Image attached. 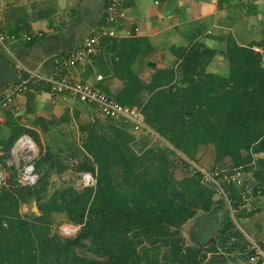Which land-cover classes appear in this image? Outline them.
Instances as JSON below:
<instances>
[{
    "label": "trees",
    "instance_id": "obj_1",
    "mask_svg": "<svg viewBox=\"0 0 264 264\" xmlns=\"http://www.w3.org/2000/svg\"><path fill=\"white\" fill-rule=\"evenodd\" d=\"M105 44L109 45V49L115 47L114 43L110 44L108 40L105 41ZM260 45L264 47V39ZM253 46V44L242 46L232 39L228 43L225 54L230 60L232 86L215 103L218 105L217 111L208 110L206 112L201 108H196L190 111L189 115H183L182 120L175 121L171 117L169 123L172 127L167 131L161 126L163 122L160 121V115L164 111L163 107L159 105L158 99L163 93L168 99L174 97V93L171 91L172 87L164 89V86L174 80L176 70L158 69L152 81L144 86L147 90L144 91L149 94V97L144 101V104L141 101L142 105L137 106L141 108L145 122L158 133L164 136L163 133L171 132L169 141L174 146V148H168L171 153L177 154L178 150L189 152L188 146L185 145L187 140L183 138L184 133L189 128L195 130L193 124L197 120L198 113L207 115L211 112L217 113L218 116L214 120L204 117L199 122L201 133H204L203 127L209 125L208 131L205 133L208 137L206 141L215 143L217 158L229 157L234 162L232 165L214 167L213 171L244 166L242 163L246 158H242L243 150H251V155L253 153L264 154V58ZM180 50L179 55L183 56L180 64H192L194 69H197V65L204 63V60L207 62L206 58L215 54L212 49L200 52L198 47L193 50ZM196 72L199 73V71ZM192 83V86L199 85L197 79H192ZM192 89L190 86L186 87L175 93V96L179 97V93L182 92V95L187 96V99L190 97ZM123 94H119L115 98L124 105L136 106L127 97L130 93L126 92L124 96ZM153 109L157 110V112L155 111L157 116L150 114ZM189 110L188 107L185 110H179V112L186 114L185 112L189 113ZM176 127L181 129L178 130L181 132L180 136L175 135ZM120 128L133 130L130 123L125 122H122ZM98 136V133L95 132L88 137L91 144L99 140V146L93 144L92 150L95 151L96 148L101 150L96 159L98 166L96 185L85 187L81 193L64 192L61 196L64 198L67 196L69 203L65 206L57 204L58 209H65L68 212L72 222L81 225L77 234L73 237H66L63 241L56 239V235L49 237L47 232L43 237L38 236V231L46 228L44 222L47 221L49 210H52V203H41L43 198L41 192L45 191L48 186L45 176L39 181L41 185L39 189H34L36 186L21 187L16 189L18 195L10 194L13 204L27 196H35L38 208L43 212L41 216L35 218L32 224L27 220L20 219L18 211L15 213L16 219L6 215L0 216V264H141L138 245L146 241L149 244L163 245L167 248L164 264H203V258H206L208 252H218L220 249L235 251L245 249L248 240L240 229L241 226H238L240 222H234L224 198L213 199L217 188L209 186L204 180L202 171L189 160L181 157V161L185 162L187 166L189 175L178 182L180 188L171 190L175 178L169 167L170 152L166 155H156L159 163L155 167L156 173L147 170L143 174L136 170L135 165L142 163L144 156L135 154L129 145H125L130 140L127 139L123 143L126 149L121 144L122 142H116L117 150L123 157L122 162L126 164V174L132 175L135 179L134 194L128 196L112 183L110 173L105 167V159L111 156L109 154L110 147L109 145L105 146V141L100 139L101 137L96 140ZM195 136L197 135L195 134ZM86 148L89 146L86 145ZM126 151L132 155L130 163L126 162L128 157ZM50 158V165L62 173L65 169L62 161L53 155ZM47 160V158L39 160L38 165ZM90 169L95 171L94 166L88 165L86 162L78 168L79 171ZM256 185L264 191L263 181L259 180ZM226 188L237 197L234 206H240L241 203L238 201L240 195L247 191L249 186L248 184L242 187L226 185ZM3 195L0 197V202L8 200V196ZM52 202H56V200H52ZM216 205L219 206L216 207ZM200 211L213 212L215 215L214 219L208 223L211 229L213 228L215 244L208 248L185 246L182 229ZM239 218L241 219V216ZM3 221L8 224L5 225ZM233 236L237 238L236 241H230ZM36 238H40L38 244H36ZM135 238L137 239L135 240ZM84 240L91 241L92 246L88 248L99 255H107V258L101 260L76 255L73 252V247L75 245L85 246ZM262 246L264 247V245ZM243 258L247 264H250L245 257Z\"/></svg>",
    "mask_w": 264,
    "mask_h": 264
},
{
    "label": "crops",
    "instance_id": "obj_2",
    "mask_svg": "<svg viewBox=\"0 0 264 264\" xmlns=\"http://www.w3.org/2000/svg\"><path fill=\"white\" fill-rule=\"evenodd\" d=\"M109 1L0 0V28L9 37L13 54L3 53L21 78L28 76L27 69L52 75L59 58L80 47L100 28ZM119 1L124 12L117 26L119 36L105 38L89 60L70 71L84 83L101 90L110 89L103 91L113 97L114 91L126 93L134 84L127 76L139 78L144 84V75L152 76L158 69L175 70L183 59L180 49L193 50L200 45L205 46L204 50H214L216 55L208 66L220 73L227 71L230 64L225 52L231 39L242 46L253 44L264 58V47L260 45L264 39V0ZM106 40L115 47L109 49V45H104ZM98 75L103 78L99 80ZM32 84L9 107L0 105V151H5V140L15 142L24 133L37 146H50L54 121L73 126L75 117L70 115H75L77 104L97 110L73 95L53 93L38 83ZM8 154L3 157L4 163L12 166L7 162L11 161ZM251 178L253 184L259 183L253 173ZM260 200L264 203V195L256 202ZM255 210L249 218L241 219L243 226L239 225L247 234L263 239L264 204ZM213 214L210 213V221L215 217ZM193 237L198 247L215 244L213 231L199 232L198 228ZM143 264H159V255L151 256Z\"/></svg>",
    "mask_w": 264,
    "mask_h": 264
},
{
    "label": "rangeland",
    "instance_id": "obj_3",
    "mask_svg": "<svg viewBox=\"0 0 264 264\" xmlns=\"http://www.w3.org/2000/svg\"><path fill=\"white\" fill-rule=\"evenodd\" d=\"M198 48L199 51L202 52L204 51L205 46L201 48V46L199 45ZM215 55L216 54H213L210 57H208V55L207 63H202L201 67L197 68V70L193 68L192 64H179L175 69L176 74L174 80L164 86V89H167L169 88V86H171V91L172 93H174V97L170 99L166 98L167 96L164 93L161 94L158 99L160 101L159 105L163 107L164 111L160 115V121L163 122L161 126H163L166 131L168 128L172 127L169 123L171 117H173L175 121L182 120L184 118L183 115H189L191 113L190 111H193L196 108H201V110H204L206 112L208 110L217 111L218 105H215V103L218 102L220 98L223 97L227 89L231 88L232 86V70L230 64L228 65L227 71H223L222 73L217 72L215 67H209L208 62L213 59ZM204 61L206 62V60ZM195 70L199 71V73H197ZM153 76L154 75L151 76L148 74L144 75V84L140 80H138L139 78L137 79L133 76L126 77L127 80H130L134 83L133 85H130L132 87H128L129 90L126 91L130 93L127 97L131 100V103L133 105H142L140 104L141 101L144 104V101L148 99L149 94L144 91L146 90L144 86L152 81ZM134 78L137 82H134ZM192 79H197L199 85L192 86ZM34 85L35 83L31 86ZM189 86L193 88L190 91L191 95L189 98L186 99L187 96H183L182 92L179 93V97L175 96V93H178L179 90H182ZM103 88V90L105 91H111L110 89V91L107 90L105 87ZM112 94L118 96L119 94L122 95L123 92L114 91ZM124 95L125 93L123 94V96ZM188 107L190 108L189 113L188 111L185 112L186 114H184V112H179V110L182 111V109L185 110V108ZM155 111L157 112L156 109ZM155 111L154 109L151 110L150 114L152 116H157ZM197 115V120L193 124L195 130L193 131L189 128L188 131H186L183 135V138L187 140L185 145L188 146L189 152L178 150L177 154L171 153L168 150V148H174V146L169 141L171 132L163 133V135L165 136L164 137L151 126L150 127L153 130L150 131L151 133H139L138 131H133L131 129L123 130L120 128V126L122 125V121L120 122V120H118L117 118H107L101 112L94 109L90 110L85 105L77 104V106H75V115H70V117H75L74 123H76L73 124V126L62 125V123H57V121H54V123H52L54 132L50 135L51 145L45 146L39 144V156L35 162L36 169L40 173L41 178L46 176V181L48 183L46 190L41 192L43 195L41 203H52V210H49L47 221L44 222V226L46 228L38 231V236L43 237L47 232L49 237H51L52 235H56V239H58L59 241H63L66 237L75 236L79 231L81 225L72 222L70 220L68 212L65 209H58L59 206H57V204L65 206L67 203H69V198L65 195V198L62 197V193L68 191L69 193L71 191L81 193L85 189L86 186H84V183L82 181V175L84 172H91L95 176L98 175V166L96 164V159L101 150L100 148H96V150L94 151L92 150V146L93 144H98L99 140L93 144L88 141V137L95 132L99 135L98 137H96V140L101 137L100 139H103L105 141V146L109 145L110 147L109 154L111 156L104 159L105 167L110 173L112 183L117 186L118 189L121 190L125 195L128 196L134 194L133 185L135 179L132 175L126 174V164L122 162L123 157L117 150L118 146L116 142H122L121 144L124 145L123 143H125V140L128 139L130 140V142H126L125 145H129V147L135 154L144 156L143 162L135 165L137 168L136 170L141 171L143 174L147 170H151L153 173H156L157 170L155 169V167L159 164L157 162L156 155H166L170 152L169 167L171 168L170 171H172L175 178L173 184L171 185V190H174L177 187L180 188V184L178 182L183 180L185 176L189 175V171L187 170L185 162L181 161L182 158L187 159L193 165L204 169L203 172L205 173V176L208 175V173L206 174V172H212L214 167H222L234 164L233 160L229 157L218 159L215 143L213 141H206L208 137L205 133L208 131L209 125H207V127L204 126V133H201L199 122L204 117H207L208 119L212 118V120H214L218 116V114L209 112L207 115H205L204 113H198ZM154 127L157 128L155 125ZM179 129V127H176L175 129L176 136H180L181 132L178 131ZM194 132L197 135L195 137ZM156 137H161V139H157ZM5 142L6 144L4 145V148L6 154L9 153L8 157H11L12 159L13 148L16 141L13 142L10 140H5ZM86 145L89 146V148H86ZM125 145L124 149H126ZM97 146H99V144ZM126 152L128 156L126 162L130 163L132 155L129 151ZM242 153V158H246V160L242 163L244 165L242 169L247 172V175L249 176V182L253 181L251 178V175L253 173L254 177L257 175L256 178L263 181L264 183V154L253 153L251 155V150H243ZM51 155L59 158L62 161V164L65 166V169L62 173L58 172L56 167L50 165ZM43 158H47L48 160L38 165V161L42 160ZM4 159L5 158L2 159V164L7 172V186H5L0 191V197L5 193L8 196V200L0 202V216H3L4 213H7L6 216H10L12 219H16L15 213L16 211H18L20 219L27 220L30 224H32L36 217L42 215L43 211L38 208V202L35 196H27L24 199H19V202L16 204L12 203L13 200L12 198H10V194L18 195L16 189H20L21 187L17 185L15 180L17 167L15 165L8 166L6 163H4ZM84 162H86L88 165H93L95 171L91 169L79 171L78 168ZM248 168L251 169L252 172ZM228 170H230V168H228ZM205 181L209 186H214L215 184L214 182L208 181L207 179H205ZM253 185L254 184L252 182L251 187H249V191H252V189H254L255 186ZM40 187L41 185L39 183V185H37L34 189H39ZM5 194L3 196H6ZM229 194L230 197L236 200L237 197L233 195V192L231 190ZM224 197L225 196L219 192H215V194L213 195L214 200H218ZM255 199L256 198L248 199L247 201L241 203L240 206H234V209H236L234 212L230 210L231 216L235 223L240 222V224L242 225L241 219L249 218L250 216L248 215H252L254 211H256L255 209L259 208V205L264 204L261 203V200L256 202ZM52 200H56V202H52ZM225 203L227 204L226 200ZM217 206L219 205H216V207ZM212 213L213 212H211V214ZM239 216H241V219L239 218ZM210 219V213H204L203 211H200L194 218L189 220L184 225L182 229V235L183 237H186L184 243L185 246L196 247L194 244L196 242L193 236H195L198 228L199 232L203 230H209L210 232H212L213 228L211 229V226L208 224L210 222ZM3 223L5 225L8 224L6 221H3ZM238 226L240 227V225ZM240 229L244 231L242 227ZM248 234L255 240H257L260 244L262 243L264 245V236L263 239H261L257 236H254L250 232H248ZM136 239L137 238H135V240ZM231 240L232 239H230V241ZM39 242L40 238H36V244H38ZM84 243L85 246L75 245L73 247V252L79 257L95 258L101 260L107 258V255H99L98 253L88 248L92 246L90 240H84ZM211 245L212 244H208L204 248L211 247ZM138 251L139 253H141L139 254L141 256L140 260H142L141 264H143L146 259L156 254L159 255V264L165 263V254L167 252V248L163 245H153L149 244V242L146 241L138 245ZM238 251L239 250L235 251L220 249L218 252H208L206 254V258H203V264H247L243 256L239 254Z\"/></svg>",
    "mask_w": 264,
    "mask_h": 264
},
{
    "label": "built area",
    "instance_id": "obj_4",
    "mask_svg": "<svg viewBox=\"0 0 264 264\" xmlns=\"http://www.w3.org/2000/svg\"><path fill=\"white\" fill-rule=\"evenodd\" d=\"M123 16L124 12L121 11L120 1L110 0L106 6L103 23L100 28L89 35L80 47L59 58L56 61L57 64L54 74L44 75L38 71L27 69L28 76L22 78L20 83L6 87L3 95L0 96V105L4 108L9 107L14 102L15 97L23 92L29 83H38L49 88L53 93L73 95L80 102L95 107L107 118H117L122 122L130 123L134 131L151 133L150 131L153 130L145 122L140 107L124 105L105 91L84 83L70 74L73 67L86 62L95 54L98 46L105 38L112 39L119 36L117 26L119 24V19ZM27 39L31 40V37L27 36ZM9 40L10 39L6 33L0 28V50L11 55L13 53ZM102 78V75H98L99 80ZM157 139H161V137H158ZM5 155L6 151L1 150L0 191L7 186V172L2 164V159ZM12 156L11 161L7 162L9 165H15L17 167V173L15 176L17 185L20 187L37 186L41 176L36 169L35 162L39 156V148L34 139L28 134L20 135L14 145ZM229 168L230 170L227 168L222 171H205L208 175H204V178L215 183L214 186H216L217 192L222 193L225 196L224 198L228 207L234 212L236 210L234 209V202H237V200L230 197L226 185L242 187L245 184H248V186L251 187L252 181L249 182V176L247 175V172L242 169L243 166ZM199 169L205 174L203 172L204 169ZM82 181L86 187L95 186L97 183V176L91 172H84L82 175ZM255 187L257 188L255 191L254 189H252V191H249L248 189L247 192H242L240 199L238 200L239 203H243L248 199L256 198L255 200H257V198L264 195V191L260 186L255 185ZM243 232L247 236L248 244L243 251H238L239 254L245 257L250 264H264V247L245 231ZM231 239V241L237 240L235 236Z\"/></svg>",
    "mask_w": 264,
    "mask_h": 264
},
{
    "label": "water",
    "instance_id": "obj_5",
    "mask_svg": "<svg viewBox=\"0 0 264 264\" xmlns=\"http://www.w3.org/2000/svg\"><path fill=\"white\" fill-rule=\"evenodd\" d=\"M66 0H61L64 3ZM22 81L21 76L12 65L9 58L0 50V92L12 85Z\"/></svg>",
    "mask_w": 264,
    "mask_h": 264
}]
</instances>
